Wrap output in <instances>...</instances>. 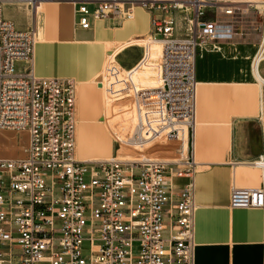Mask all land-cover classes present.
I'll return each instance as SVG.
<instances>
[{"label": "built area", "instance_id": "2783aa9c", "mask_svg": "<svg viewBox=\"0 0 264 264\" xmlns=\"http://www.w3.org/2000/svg\"><path fill=\"white\" fill-rule=\"evenodd\" d=\"M75 3L76 26L85 30L93 20L132 19L136 5L151 14L138 62L123 68L112 52L97 82L107 100L133 99L126 142L135 146L174 139L183 125L194 129L199 44L232 39L251 17L261 35L253 61L264 69V0ZM37 41L35 25L18 28L0 0V128L29 132L23 157L0 158V264H195L194 156L182 146L175 160L79 159L77 83L36 73ZM253 165L261 185L233 187V208L264 211V153Z\"/></svg>", "mask_w": 264, "mask_h": 264}, {"label": "crops", "instance_id": "0c3cea01", "mask_svg": "<svg viewBox=\"0 0 264 264\" xmlns=\"http://www.w3.org/2000/svg\"><path fill=\"white\" fill-rule=\"evenodd\" d=\"M123 1L124 8L127 9L132 6L131 1L136 0ZM211 1L217 6H231L251 0ZM42 2L44 4L41 3V6L47 9L53 7L55 16L53 21L48 22L49 19L43 12L41 18L33 24L40 38L34 56L36 73L41 77L73 78L76 81L79 99L77 132L81 148L77 157L110 158L111 155H106L108 143L106 144L104 130L101 126L89 125L86 121L100 107L97 91L90 83L98 82L95 73L104 52H109L107 57L115 52L117 61L119 54L127 52L138 43L135 40L145 39L150 34L151 14L144 6L136 5L134 18L111 16L109 19L93 20L92 27L86 30L87 36H79V30L85 29L76 26L75 2ZM208 15H211V10ZM238 31L239 34L234 39L241 40L245 45H258L261 35L255 30L251 17L246 26H240ZM141 45L144 43L141 42ZM218 54L220 53L207 54L200 61V70H209L207 58ZM138 60L130 67L120 66L128 69ZM261 73L264 76V69H261ZM197 78L199 85L196 123L191 136L188 129V149L190 148L197 163L194 178L197 205L195 264H263L264 211L257 208L231 207L230 193L233 187H259L262 182V172L253 162L264 153V86H257L255 83L207 84L198 72V61ZM97 86L102 89L98 84ZM211 100L217 103L213 109ZM123 102L115 103L112 112L109 100L104 98L102 101L107 112L102 123L121 142L128 137L124 133L115 132L116 123L112 125L110 121L116 113L120 117L124 115L126 102ZM259 110H263L261 115ZM211 113L219 118H216L215 125L209 123ZM6 133H0V140L8 137ZM150 143L140 148L142 156L157 151L164 154L162 142ZM94 150L99 153L89 155ZM9 151L0 154V157L13 156L12 151ZM186 182L187 179L177 181L180 185Z\"/></svg>", "mask_w": 264, "mask_h": 264}, {"label": "rangeland", "instance_id": "374dc122", "mask_svg": "<svg viewBox=\"0 0 264 264\" xmlns=\"http://www.w3.org/2000/svg\"><path fill=\"white\" fill-rule=\"evenodd\" d=\"M13 1V2H12ZM39 1V0H34ZM42 1H60V0H42ZM73 3L78 0H69ZM87 1H93V0H87ZM123 1V0H122ZM128 1V0H127ZM125 2V1H124ZM93 3H90L89 8L92 10ZM38 4H33L31 1L28 2L27 0H11L10 3L4 4V15L5 17H8V19L12 20L18 28L27 29L31 25L35 24L36 21L39 19V14L41 12V9L38 10V13L33 15L34 7ZM47 5H50L47 3ZM34 6V7H33ZM51 20H48L50 22ZM52 24V22L50 23ZM79 36H87L88 32L86 30H79ZM149 35H146L145 38H147ZM40 38L38 37V41L36 43V47L39 44ZM134 46H131V48L124 52L123 54L118 55L117 63L118 65H123L126 67L132 66L140 57L143 51V45H141V42L144 43L143 39L135 40ZM140 43V44H139ZM222 44L228 51L223 52L222 54H218V56H213V58H207L208 68L209 70H200V61L205 58V56L209 53H213L209 50L203 49L202 55L198 58V72L200 75H202L204 82L207 84H244V83H255L257 86L259 85V82L254 78L252 73V62L253 57L255 55L256 49L258 45H245L243 44L241 40L238 39H229L224 41H215V42H207L204 44ZM221 46V45H220ZM109 52H104L102 60L100 62V66L97 69L95 75L97 76L96 80L100 78L101 71L103 69L105 60L107 58V54ZM121 60V61H120ZM25 63L21 62L18 63V68L24 66ZM94 75V77H96ZM93 78V77H92ZM90 86L97 91L98 94V100H99V110L92 113V115L88 118H86V121H88L89 125H99L102 127L106 134L108 147L106 149V155L111 156H120V157H136L141 155L140 149H136L133 147H124L121 144H118V141L116 138L113 137V135L106 129L105 125L102 123V120L104 119V115L107 114L104 103L102 104L103 99L105 98V93L103 90L98 89V86L96 84V81H93L90 83ZM216 98H218V95H216ZM107 100V99H106ZM121 101H124L123 104L126 102L125 105V113L121 117L117 115V113L112 117L110 123L114 125L116 123L114 130L117 133L126 134L125 137H128L131 133V124H132V116H133V99L131 97H125L123 99H117V98H109V104L111 111L113 112V109L115 107V103L121 104ZM211 100L212 109L213 106H216V102ZM259 102V109H260V100ZM79 110V99H77V119L79 118L78 114ZM261 111L259 110V115H261ZM108 117H111L109 115ZM218 116L213 115V113L210 114L209 123L212 125L216 124V120ZM190 130V136L193 133V127H189ZM6 133V135L10 138H2L0 140V154H4L6 152L12 151L13 156L9 155H2L5 157L0 158H21L25 155V149L28 147L29 142V132L24 130H13V129H4L0 128V133ZM9 132V133H8ZM15 137V138H14ZM163 140V141H161ZM159 142H162V145H165L164 140L161 139ZM157 141H154L155 143ZM152 142L150 144H153ZM9 144V145H8ZM172 146L164 147L162 148L164 154H160V151H157L156 153H152L151 155H145L144 157H152V158H159V159H171L173 157V152L177 146V142H172ZM80 145L78 142V132H77V152L80 151ZM84 150V149H83ZM179 149H177L176 155L174 156V159H178L180 156L178 155ZM89 152V150H87ZM167 152V153H166ZM99 152L97 150L90 151L89 155L98 154ZM103 152H101L102 155ZM186 153L191 156V150L188 149V139H187V149ZM110 157V156H109ZM197 170V169H196Z\"/></svg>", "mask_w": 264, "mask_h": 264}, {"label": "bare ground", "instance_id": "6f19581e", "mask_svg": "<svg viewBox=\"0 0 264 264\" xmlns=\"http://www.w3.org/2000/svg\"><path fill=\"white\" fill-rule=\"evenodd\" d=\"M3 1H4V4H7V3H10L11 2V0H3ZM27 1L28 2L31 1L33 4H35V3L38 4L35 7L33 6L35 8L34 11H33L34 12L33 15L36 14V13H38V10L41 9V12L39 14V18H41V13L45 12L46 13L45 14L46 15V18L49 19V20H51V21H53V18L55 16L54 11H53V7H49L47 9L46 7L41 6V3H43L42 0H39L37 2L34 1V0H27ZM120 1L121 2H124L122 0H120ZM20 2H21V0H20ZM122 5H124V3ZM260 7L262 9H264V4L263 5H260ZM121 18H123V17L121 16ZM203 49L209 50L211 52L220 53V54H222L223 52H226V48L224 46H222V44H219V43L218 44H215V43H212V44H204V43H201V44H199L198 49H197V60L202 55ZM21 62L25 63V61H19L18 63H21ZM252 63H253L252 64V73H253V76L259 82L260 86L263 87L264 86V76L261 73L260 64L258 63L257 58H255V60ZM262 107H263V102H262ZM261 113H263V110L261 111ZM134 120H135V107H134V102H133V116H132L131 132H132V130L134 128ZM195 123H196V121H195ZM77 124H78V119H77ZM194 127H195V124H194ZM181 129H183V130L178 135V137H176L174 139H171V140H166V139L164 140V142H165L164 147L172 146L171 145L172 142H177L178 143V146L174 150H172V152L174 154L173 157L171 159H166V160H175L174 159V156L176 155V152L175 151L178 148H181L183 146V148H184L185 151L187 149L188 127L186 125H183V126H181ZM24 131L27 132V130H24ZM159 140H161V139H156V140H153V141H150V142L159 141ZM161 141H163V140H161ZM28 144H29V142H28ZM121 145L124 146V147H133V148H136V149H138V148L140 149L141 148L139 146H135V145L131 144L130 142H126V140L125 141H122L121 142ZM26 149H25V151H26ZM112 157H114V156H112ZM112 157H110V158H112ZM117 157L118 158H121L122 160H125V161H135V160L152 158V157H144L142 155L136 156L133 159L126 158V157H123L122 158L120 156H117ZM106 159H109V158H106ZM82 160H93V159H82Z\"/></svg>", "mask_w": 264, "mask_h": 264}]
</instances>
